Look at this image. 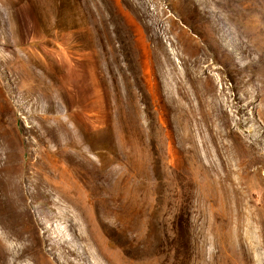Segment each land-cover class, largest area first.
<instances>
[{
	"label": "rangeland",
	"instance_id": "374dc122",
	"mask_svg": "<svg viewBox=\"0 0 264 264\" xmlns=\"http://www.w3.org/2000/svg\"><path fill=\"white\" fill-rule=\"evenodd\" d=\"M13 162L0 264H264V0H0Z\"/></svg>",
	"mask_w": 264,
	"mask_h": 264
},
{
	"label": "bare ground",
	"instance_id": "6f19581e",
	"mask_svg": "<svg viewBox=\"0 0 264 264\" xmlns=\"http://www.w3.org/2000/svg\"><path fill=\"white\" fill-rule=\"evenodd\" d=\"M63 158H64V161H66V162L69 160L72 168H74L76 170H80V171H82L84 169L85 170L84 172H85V175L87 177L88 182H92L95 179L96 171H95V167H94L95 162L93 160H91L87 157L86 159H83V161H82L78 157H75L72 155L66 156L65 154H63ZM61 161H62V158H61ZM54 163H55V161H54ZM10 166L11 167L9 168V171H6L5 176L3 175V177L0 178V183L2 182V180L4 181L3 184L7 183L6 185L0 186V206H2V204H3L4 210H5V208H8V206L17 207L20 205L18 202L19 201V191H18V187H17V182H18L17 178H18V174H19L18 173L19 167H18V164L14 163V162L11 163ZM62 169H63V167H60V165L57 166L55 169H53L52 166L47 165L45 167H42V165H41V170L39 172H40V174H42V180H44L48 186H54L58 190H60L62 188V186L64 187V185H66L70 190L74 191L73 189H74V186L76 185L77 182L75 183V181L73 180L74 178L72 179L71 176L67 175L65 173V171H63ZM38 177H39V175H38ZM75 179H76V176H75ZM4 187H6V188L3 189ZM22 213H20L19 210L17 211V214L19 216H21ZM23 230L25 231L24 226H23Z\"/></svg>",
	"mask_w": 264,
	"mask_h": 264
},
{
	"label": "clouds",
	"instance_id": "9594fccd",
	"mask_svg": "<svg viewBox=\"0 0 264 264\" xmlns=\"http://www.w3.org/2000/svg\"><path fill=\"white\" fill-rule=\"evenodd\" d=\"M0 234H2V230H0Z\"/></svg>",
	"mask_w": 264,
	"mask_h": 264
}]
</instances>
